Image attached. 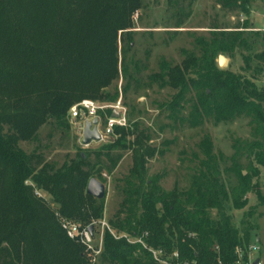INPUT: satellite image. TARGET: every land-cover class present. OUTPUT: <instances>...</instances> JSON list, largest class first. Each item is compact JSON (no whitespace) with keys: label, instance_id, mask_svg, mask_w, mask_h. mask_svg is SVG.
Here are the masks:
<instances>
[{"label":"trees","instance_id":"obj_1","mask_svg":"<svg viewBox=\"0 0 264 264\" xmlns=\"http://www.w3.org/2000/svg\"><path fill=\"white\" fill-rule=\"evenodd\" d=\"M216 1L231 11L250 12L251 0ZM141 3L0 0V264H89L84 247L69 239L55 212L36 192L51 196L59 216L89 225L102 220L104 201L86 194L95 164L81 153L56 168L41 155L25 154L19 143L34 139L48 119L62 122L77 102H116L118 93L111 94L107 88L119 75L118 35L121 32L123 40L124 31L132 28L131 19ZM244 29L228 32L214 26L208 38L197 40L199 54L185 51L181 65L168 67L163 62L161 74L152 77L156 81L167 78L168 85L178 91L165 107L169 117L181 123L187 121L179 116L182 104L187 94L196 92L188 118L191 128L207 119L216 124L238 117L250 119L254 139L236 144L232 166L226 170L236 177L237 185L228 189L222 181V155L214 154L208 140L200 145L203 158L184 192H166L157 178L148 176L145 160L139 156L124 178L123 201L110 221L118 232L143 239L148 248L165 250L168 255L179 251L181 260L190 263L237 264L236 249L251 246L256 226L244 221L237 229L227 209L231 203L236 211L244 207L239 196L245 190H253L264 201L259 183L253 182L260 176V167L264 168V91L217 64L222 54L252 52L259 34L246 35ZM243 60L249 69L256 61L255 70L260 72L264 52L244 55ZM6 126H10L8 134ZM114 133L119 139L105 148L112 165L109 172L118 161L110 155L112 149L123 150L131 131L116 127ZM241 157L249 161L247 174ZM255 243L260 244L258 238ZM103 249V264H158L148 249L116 240L108 232Z\"/></svg>","mask_w":264,"mask_h":264},{"label":"rangeland","instance_id":"obj_2","mask_svg":"<svg viewBox=\"0 0 264 264\" xmlns=\"http://www.w3.org/2000/svg\"><path fill=\"white\" fill-rule=\"evenodd\" d=\"M250 2V12L244 15L238 10L223 8L216 0H142V8L132 17L133 26L124 31L123 40L120 39L121 32H119V75L107 88L111 94L118 93L116 102L124 106L127 119L124 128L131 131L127 137L126 147L123 150L111 151L112 158L118 160L112 172L107 169L112 165L110 159L105 157L107 153L105 148L115 143L119 136L115 133L104 135L102 142H93L88 147L83 146V131L77 122L70 120V111L62 122L48 119L38 129L34 139L19 143L25 154L41 155L46 162L55 165L56 168L75 160L81 153L89 156L92 165L95 164L92 168V178H96L106 186V196L102 200L104 201L103 219L93 220L91 223L94 224L95 249L102 250V253L92 256L86 252L89 264H103L105 232L110 233L111 230L117 237L116 239L113 236L116 240L128 242L127 239H134V236L126 232H118L110 221L115 220L123 201L120 188L124 186V178L129 175L139 156L145 160L144 167L148 171V176L157 178L166 192H184L191 185L190 177L193 169L197 167L199 159L203 158L200 145L208 140L214 154L222 155L219 163L222 181L228 189L237 185L236 177L226 170L232 166L231 158L236 153V144L252 142L254 139L250 119L238 117L231 122L219 124L207 119L202 125L191 128L188 118L196 102V92L191 91L187 94L182 104L179 116L186 117L187 121L181 123L180 120L170 118V112L165 107L178 91L168 85L167 78L156 81L152 80V77L161 74L163 62L168 67L181 65L186 58L183 53L185 51L199 54L197 40L201 37L208 38L214 26L233 32L242 31L247 25V29H244L246 35L254 32L259 34L254 40V49L252 52L236 50L233 56L222 54L228 61V65L223 70L252 80L260 90L264 91V65L259 67L260 72H256V61L251 63L249 69L243 60L244 55L252 56L264 52V0ZM238 27L241 29H237ZM86 100H91L100 106L112 103ZM102 120L105 124L104 118ZM9 129L10 126H6L4 133L8 134ZM99 152H102V155L97 157L96 154ZM248 162L245 157L240 158L244 174H247ZM260 170V176L253 179V182L259 183L261 196L264 198V168L260 167ZM39 193L41 196L38 198L47 203L55 212V217L59 219L57 207L51 201V196L46 192ZM239 197L244 207L236 211L231 203L227 213L231 215L237 229L242 227L244 221L256 226L255 231L251 233L249 245H254L257 238L261 239V251L257 257L264 263V201L262 202L253 190L242 191ZM251 213L253 217L250 218ZM212 214L214 217L217 216L216 211ZM63 218L83 226L89 225ZM103 222L108 229L102 227ZM167 256L164 255L163 258L167 259Z\"/></svg>","mask_w":264,"mask_h":264},{"label":"built area","instance_id":"obj_3","mask_svg":"<svg viewBox=\"0 0 264 264\" xmlns=\"http://www.w3.org/2000/svg\"><path fill=\"white\" fill-rule=\"evenodd\" d=\"M106 111H111L120 113L119 118H114L111 115H107ZM101 113L104 114V121L102 120ZM69 118L72 122H77L81 128V131H83L85 125L87 122H93L95 118H97L100 123L98 126V131L100 135L104 139V135H111L114 133V129L116 127H125L127 125V119L125 117V109L122 103L116 102L111 104H105L104 106H100L99 104H96L95 102L89 100L82 101L78 104H75L73 108L70 110ZM36 195L38 197L41 196V194L37 191ZM59 224L60 227L63 229L65 234L76 244H80L84 247V250H86L89 255L94 256V254L101 255L102 250L95 249L94 246V240H95V233L93 230V235L90 234L89 228L94 227L93 225L83 226L79 223H74L68 219H65L63 217H59ZM102 227L106 228L107 225L105 222L102 223ZM108 229V227H107ZM110 233L113 234V236L117 239L115 234L110 230ZM191 237H196L195 234H190ZM133 240H128L129 243L133 245H140L144 248L148 249L152 255L154 260L159 264H197L195 261H192L191 263L188 261H182L180 257L179 251H174L173 254L168 255L165 250H154L152 248H148L146 243L143 239L139 237H133ZM261 247L260 244H254L249 246L247 249H244L243 247L239 246L236 249L235 255L237 258V264H264L263 261L259 257H257L258 254H260ZM93 253V254H92ZM168 255L167 259H164L163 256ZM217 264H224L220 260L217 261ZM257 262V263H256Z\"/></svg>","mask_w":264,"mask_h":264},{"label":"water","instance_id":"obj_4","mask_svg":"<svg viewBox=\"0 0 264 264\" xmlns=\"http://www.w3.org/2000/svg\"><path fill=\"white\" fill-rule=\"evenodd\" d=\"M218 67L221 69H225L228 65V61L225 58V56L220 55L217 60ZM112 116L114 118H119L120 113L113 112ZM93 122H87L84 129H83V146L88 147L91 143L96 142L100 143L103 141V137L100 135L98 131V126L100 121L95 118L93 119ZM86 194L90 197H93L97 200H103L106 196V186L103 185L99 180L96 178H91V180L88 183ZM93 229L94 227L89 228L90 234L93 235ZM257 263V262H256Z\"/></svg>","mask_w":264,"mask_h":264},{"label":"crops","instance_id":"obj_5","mask_svg":"<svg viewBox=\"0 0 264 264\" xmlns=\"http://www.w3.org/2000/svg\"><path fill=\"white\" fill-rule=\"evenodd\" d=\"M258 241H259V242H261V239H260V238H258Z\"/></svg>","mask_w":264,"mask_h":264}]
</instances>
